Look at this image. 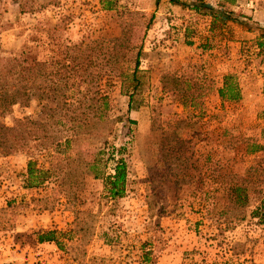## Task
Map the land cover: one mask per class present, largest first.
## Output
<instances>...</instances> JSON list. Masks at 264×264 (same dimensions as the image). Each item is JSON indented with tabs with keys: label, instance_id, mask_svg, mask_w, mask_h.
Here are the masks:
<instances>
[{
	"label": "rangeland",
	"instance_id": "obj_1",
	"mask_svg": "<svg viewBox=\"0 0 264 264\" xmlns=\"http://www.w3.org/2000/svg\"><path fill=\"white\" fill-rule=\"evenodd\" d=\"M195 4L217 10L215 0H0L1 56L55 71L61 52L81 43L77 89L108 98L96 135L36 155V168L52 165L41 185L27 187L26 154L0 155V264H264V213L253 217L264 199V149L253 152L264 146V0L217 18ZM125 25L130 52L120 69H101L108 55L92 41ZM227 74L238 102L217 95ZM164 75L177 81L164 89ZM64 93L38 89L0 125L42 122ZM93 160L97 178L85 165ZM120 160L126 184L113 198L103 179ZM236 183L249 190L242 218L227 200ZM45 231L60 245L39 244Z\"/></svg>",
	"mask_w": 264,
	"mask_h": 264
},
{
	"label": "trees",
	"instance_id": "obj_2",
	"mask_svg": "<svg viewBox=\"0 0 264 264\" xmlns=\"http://www.w3.org/2000/svg\"><path fill=\"white\" fill-rule=\"evenodd\" d=\"M177 0H171L175 2ZM202 1V0H198ZM217 10L206 5H192L191 9L196 13L206 15L212 13L217 18L221 13L220 8L236 7L242 0H215ZM106 7V6H105ZM219 7V8H218ZM20 13L26 12V4L20 5ZM106 9H111L109 6ZM28 11H33L32 9ZM231 12L228 13V17ZM133 25L121 27L120 34L111 39L99 38L93 40L99 49L103 59L105 54L107 59L101 64V69H120L125 57L131 50L133 41ZM264 39V35L260 36ZM81 43L66 47L61 52V58L56 60L55 71H49L46 67L38 68V63L23 56L0 55V116L11 115L16 106L27 107L34 92L38 89L52 91L64 90L61 95L62 102L56 103L53 108L48 110L46 120L38 122L29 118H14L12 125H0V155L9 156L18 153L26 154L27 161V187L41 185L46 181L47 175L52 171L51 168H36L38 156H51L53 154L64 153L70 146H75L82 138L97 134V125L107 122V95L104 92L91 94L90 90L80 92L77 88L83 83L84 77L79 74L83 64L78 57ZM259 52H264V40L257 43ZM138 59V58H137ZM136 59V60H137ZM138 62H135V71ZM133 72V74L135 73ZM104 72L102 75H106ZM118 75H121L118 74ZM87 81V80H86ZM177 80L173 76H163L162 85L167 89L168 82L175 83ZM76 88L77 92L74 91ZM67 93V94H66ZM101 93V94H100ZM217 95L222 103L238 102L241 99V90L234 74L223 76ZM95 103L96 106L91 104ZM97 102L100 105L97 107ZM103 127V126H102ZM104 129V127L102 128ZM104 134V131L98 132ZM264 149V146H255L253 152ZM87 170L92 172L93 178H97L96 160L85 163ZM104 184L109 187L111 197L116 198L122 195L126 184V164L120 160L113 167V173L104 177ZM227 200L233 210L242 214L249 203V190L246 186L236 183L227 190ZM262 213V214H261ZM264 213V199L253 211V217L259 219ZM259 223H261L259 221ZM38 243L58 244L55 231H45L37 235ZM143 259V258H142ZM144 261L145 258H144Z\"/></svg>",
	"mask_w": 264,
	"mask_h": 264
},
{
	"label": "crops",
	"instance_id": "obj_3",
	"mask_svg": "<svg viewBox=\"0 0 264 264\" xmlns=\"http://www.w3.org/2000/svg\"><path fill=\"white\" fill-rule=\"evenodd\" d=\"M40 244V243H39ZM49 245L50 246V243H41V245H43V246H45V245ZM53 243H51V245H52Z\"/></svg>",
	"mask_w": 264,
	"mask_h": 264
}]
</instances>
